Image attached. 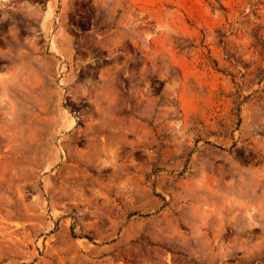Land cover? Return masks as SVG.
Listing matches in <instances>:
<instances>
[{
	"label": "rangeland",
	"instance_id": "obj_1",
	"mask_svg": "<svg viewBox=\"0 0 264 264\" xmlns=\"http://www.w3.org/2000/svg\"><path fill=\"white\" fill-rule=\"evenodd\" d=\"M0 264H264V0H0Z\"/></svg>",
	"mask_w": 264,
	"mask_h": 264
}]
</instances>
